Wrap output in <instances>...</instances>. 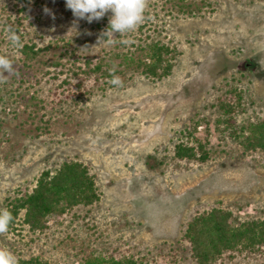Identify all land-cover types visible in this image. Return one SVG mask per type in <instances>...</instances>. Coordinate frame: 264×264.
I'll return each instance as SVG.
<instances>
[{
    "label": "rangeland",
    "instance_id": "374dc122",
    "mask_svg": "<svg viewBox=\"0 0 264 264\" xmlns=\"http://www.w3.org/2000/svg\"><path fill=\"white\" fill-rule=\"evenodd\" d=\"M146 2L135 31L99 44L111 12L88 23L65 0H0V55L15 63L14 74L0 75V209L71 159L89 166L101 195L50 215L44 230L33 231L21 211L0 233L17 264H199L184 239L194 215L223 207L235 226L264 218V151H245L220 107L238 106L237 126L264 119V0ZM9 26L19 27L21 47L11 45ZM151 40L172 50L165 77L124 60L131 51L143 58ZM26 43L36 57L22 51ZM101 60L109 74L125 73V84L86 72ZM182 142L207 158H178ZM212 264H264V247L227 251Z\"/></svg>",
    "mask_w": 264,
    "mask_h": 264
},
{
    "label": "trees",
    "instance_id": "16d2710c",
    "mask_svg": "<svg viewBox=\"0 0 264 264\" xmlns=\"http://www.w3.org/2000/svg\"><path fill=\"white\" fill-rule=\"evenodd\" d=\"M184 1V0H183ZM191 8V6H190ZM15 30L20 33L19 27ZM116 39H118L116 37ZM140 45V44H139ZM145 52H144V51ZM24 53H33L36 57L39 50L35 46L24 44ZM144 57L136 58L134 52L125 54L126 62H138L144 68V73L156 77H165L172 73L174 63L169 54L172 52L170 46L160 41L151 40L142 48ZM102 60L87 65V73L96 74L97 80L110 83L113 74L105 70L106 66ZM122 84L126 82V74L118 77ZM121 84V85H122ZM239 101L244 99L239 92ZM220 107L230 115L223 122L232 129V134L241 142L245 151H264V119L250 122L246 125L237 126L233 113L238 106L231 102L220 101ZM240 105V103H239ZM203 148V144L199 143ZM178 158H201L205 160L207 153L198 156L195 146L179 143L176 146ZM101 195L94 174L89 166L80 159L65 160L55 171L45 170L38 178L36 186L25 195L13 198L7 208L13 216V223L17 222L21 211H24V223L29 225L33 231L44 230L48 227V218L52 214H64L67 210L78 205H91L99 201ZM232 212L223 207H213L197 213L189 221L184 233V239L189 241L193 257L199 264H212L225 252L241 249H255L264 247V218L232 224ZM23 264H52L48 260L39 257L22 260ZM130 258H113L109 261L104 259L95 260L91 264H133Z\"/></svg>",
    "mask_w": 264,
    "mask_h": 264
},
{
    "label": "clouds",
    "instance_id": "9594fccd",
    "mask_svg": "<svg viewBox=\"0 0 264 264\" xmlns=\"http://www.w3.org/2000/svg\"><path fill=\"white\" fill-rule=\"evenodd\" d=\"M65 6L71 10L73 16L77 20H86L88 23L99 21L109 12L112 13L109 18V24L99 37V44L104 42L107 44L114 43V37L125 36L136 30V28L145 20V11L147 7L146 0H65ZM46 14H54L49 8H45ZM8 39L11 45L21 47L22 41L18 31L11 26L8 28ZM120 43L127 44V40H121ZM15 63L13 59L7 55H0V75L14 74ZM111 84L120 86L122 81L113 75ZM13 221L10 211L0 209V233H5ZM0 264H17L16 257L9 250L0 248Z\"/></svg>",
    "mask_w": 264,
    "mask_h": 264
}]
</instances>
